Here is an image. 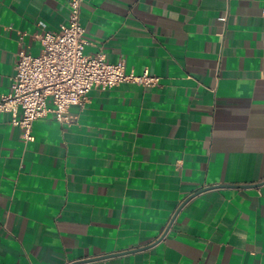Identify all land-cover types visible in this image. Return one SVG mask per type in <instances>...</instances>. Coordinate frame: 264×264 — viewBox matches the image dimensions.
<instances>
[{"label":"crops","instance_id":"0c3cea01","mask_svg":"<svg viewBox=\"0 0 264 264\" xmlns=\"http://www.w3.org/2000/svg\"><path fill=\"white\" fill-rule=\"evenodd\" d=\"M67 3L0 0V96ZM263 9L82 0L84 54L159 82L93 88L31 142L0 113V264H264Z\"/></svg>","mask_w":264,"mask_h":264},{"label":"built area","instance_id":"2783aa9c","mask_svg":"<svg viewBox=\"0 0 264 264\" xmlns=\"http://www.w3.org/2000/svg\"><path fill=\"white\" fill-rule=\"evenodd\" d=\"M81 4L82 0H68L66 24L39 36L37 56L24 49L17 54L10 92L0 96V113L10 116L25 142L33 141V123L49 114L61 125H74L69 110L83 107L93 88L108 90L122 83L153 87L159 82L147 72L126 74L122 62L109 64L101 53L84 54ZM262 14L264 18V9ZM262 53L264 58V35Z\"/></svg>","mask_w":264,"mask_h":264},{"label":"water","instance_id":"95a60500","mask_svg":"<svg viewBox=\"0 0 264 264\" xmlns=\"http://www.w3.org/2000/svg\"><path fill=\"white\" fill-rule=\"evenodd\" d=\"M212 188H215V187H212ZM204 190H207V189H203V190H200V191H197L196 193L190 195L186 201L190 200L191 198L197 196L198 194L202 193ZM185 201V202H186ZM116 255V254H115ZM110 256H113V255H107V256H104V257H100V258H97V259H103V258H107V257H110ZM97 259H94V260H97ZM91 261V260H90Z\"/></svg>","mask_w":264,"mask_h":264}]
</instances>
